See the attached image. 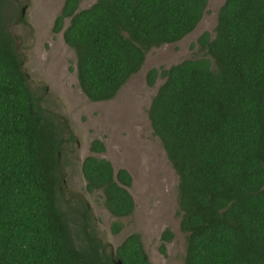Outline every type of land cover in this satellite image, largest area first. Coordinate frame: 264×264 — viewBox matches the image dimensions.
<instances>
[{
  "label": "trees",
  "instance_id": "1",
  "mask_svg": "<svg viewBox=\"0 0 264 264\" xmlns=\"http://www.w3.org/2000/svg\"><path fill=\"white\" fill-rule=\"evenodd\" d=\"M81 1H63L53 31L74 50L78 85L92 101L116 96L148 50L191 33L208 3ZM8 6L0 0V264H151L138 232L113 247L88 199L63 185L76 138L31 88ZM197 43L203 55L146 72L149 85L163 79L148 117L178 175L184 264H264V0H224L214 36L204 31ZM81 174L86 192L101 191L118 234L135 207L130 173L88 155ZM172 237L165 228L160 251Z\"/></svg>",
  "mask_w": 264,
  "mask_h": 264
},
{
  "label": "rangeland",
  "instance_id": "2",
  "mask_svg": "<svg viewBox=\"0 0 264 264\" xmlns=\"http://www.w3.org/2000/svg\"><path fill=\"white\" fill-rule=\"evenodd\" d=\"M8 1L7 10H12L8 26L18 41L17 51L31 88L42 95L44 106L66 118L79 136L77 149L69 153L62 167L63 185L88 199L98 218L101 229L98 234L113 247L128 234L138 232L152 264H184L186 234L180 229L178 175L153 133L148 117L151 99L163 79L157 77L149 85L146 72L152 67H168L185 58L203 55L197 39L204 31L214 36L217 10L224 0H208L196 28L181 40L148 50L140 70L113 99L104 101H92L81 91L75 71V52L64 42L62 32L52 30L64 0ZM93 2L82 0L80 7ZM43 85L48 89L43 91ZM95 138L106 146L104 152L96 155L109 159L115 170L125 168L132 176L128 189L135 208L131 215L119 219L123 227L118 234L110 231V224L116 218L103 205L101 191L84 190L86 182L79 166L90 153L89 145ZM165 228L172 231L173 237L165 242L162 252L161 234Z\"/></svg>",
  "mask_w": 264,
  "mask_h": 264
},
{
  "label": "flooded vegetation",
  "instance_id": "3",
  "mask_svg": "<svg viewBox=\"0 0 264 264\" xmlns=\"http://www.w3.org/2000/svg\"><path fill=\"white\" fill-rule=\"evenodd\" d=\"M24 10H25V8L23 7L22 8V14H24ZM60 12V11H59ZM59 14V13H58ZM57 14V15H58ZM57 17V16H56ZM16 19V18H15ZM14 19V20H15ZM55 21V20H54ZM53 25H54V23H53ZM53 25H52V30H53ZM54 32V31H53ZM59 32H62V31H59ZM55 33H58V32H55ZM14 40H15V38H14ZM15 44H16V47L18 48V41H15ZM43 86H45V85H43ZM45 88L46 89H48L46 86H45ZM120 91V90H119ZM118 91V92H119ZM117 95V94H116ZM115 97V96H114ZM113 97V98H114ZM113 98H111V99H113ZM111 99H109V100H111ZM59 115V114H58ZM59 116H61V115H59ZM61 119L62 120H67L66 118L65 119H63L62 117H61ZM68 124V126H69V128H70V130L73 132V134H74V136H75V138H76V142H77V146H76V148H75V150L77 149V147H78V143H79V136H78V134L74 131V130H72V128H71V126L69 125V123H67ZM95 139H97V138H95ZM92 141V140H91ZM104 146H105V144H104ZM90 150V149H89ZM106 150V146L104 147V150L103 151H91L90 150V153L89 154H87V155H85L84 157H83V159L86 157V156H88V155H94V156H97V157H99L98 155H96V153H102V152H104ZM103 158H105V157H103ZM83 159L81 160V162H80V166H79V169H80V171H81V165H82V162H83ZM107 159V158H106ZM109 160V159H108ZM110 161V160H109ZM111 162V161H110ZM111 164H112V162H111ZM112 167H113V164H112ZM114 168V167H113ZM128 171V170H127ZM129 172V171H128ZM131 175V174H130ZM132 177V176H131ZM132 183V182H131ZM129 187H127V189H128ZM129 190V189H128ZM135 203V202H134ZM91 206V205H90ZM135 208V207H134ZM92 214H93V216H94V218H97V216L95 215V213L93 212V210H92ZM96 221H97V219H96ZM97 223H98V221H97ZM97 230H101L100 228H99V226H96L95 227ZM150 260V259H149ZM152 264V263H151Z\"/></svg>",
  "mask_w": 264,
  "mask_h": 264
},
{
  "label": "water",
  "instance_id": "4",
  "mask_svg": "<svg viewBox=\"0 0 264 264\" xmlns=\"http://www.w3.org/2000/svg\"><path fill=\"white\" fill-rule=\"evenodd\" d=\"M55 18H56V17H55ZM55 18H54V20H55ZM53 23H54V21H53ZM116 171H117V170L114 169V173H116ZM118 262H120V261H118Z\"/></svg>",
  "mask_w": 264,
  "mask_h": 264
}]
</instances>
